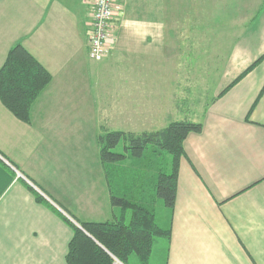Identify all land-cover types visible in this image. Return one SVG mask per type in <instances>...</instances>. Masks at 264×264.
<instances>
[{"label":"crops","instance_id":"1","mask_svg":"<svg viewBox=\"0 0 264 264\" xmlns=\"http://www.w3.org/2000/svg\"><path fill=\"white\" fill-rule=\"evenodd\" d=\"M115 8L95 61L91 0H0V66L18 42L51 76L30 122L0 101V264H66L72 229L62 217L78 225L120 213L97 136L183 119L202 127L183 141L158 264H264V59L219 95L264 53V0H115Z\"/></svg>","mask_w":264,"mask_h":264},{"label":"trees","instance_id":"2","mask_svg":"<svg viewBox=\"0 0 264 264\" xmlns=\"http://www.w3.org/2000/svg\"><path fill=\"white\" fill-rule=\"evenodd\" d=\"M263 59L264 53L219 95ZM50 79L42 64L17 42L0 66V101L15 117L30 122L31 105ZM201 127V122L183 119L155 131L134 134L108 130L97 136L110 202L120 213L110 221L82 222L81 228L62 217L72 229L66 264H129L132 254L138 264H146L157 238L169 241L170 226L160 225L156 217L157 201L172 212L183 141L189 132H198ZM119 144L121 150L116 149ZM129 159L132 170L124 164ZM33 193L38 202L51 206Z\"/></svg>","mask_w":264,"mask_h":264},{"label":"built area","instance_id":"3","mask_svg":"<svg viewBox=\"0 0 264 264\" xmlns=\"http://www.w3.org/2000/svg\"><path fill=\"white\" fill-rule=\"evenodd\" d=\"M118 14L120 10L115 8V0H91L88 56L92 60H101L105 55L113 32L112 20Z\"/></svg>","mask_w":264,"mask_h":264},{"label":"rangeland","instance_id":"4","mask_svg":"<svg viewBox=\"0 0 264 264\" xmlns=\"http://www.w3.org/2000/svg\"><path fill=\"white\" fill-rule=\"evenodd\" d=\"M206 81L210 82L209 80H206ZM200 87H202V85ZM161 89H163V90H161V98L162 99H165L166 98L165 96H166V90L167 89H165V85L162 82H161ZM205 89H206L207 92L210 91L208 89V85H207V87H205ZM192 95H193L194 100H196L197 97H199L200 100H201L202 99L201 97L203 96V93L200 90H198V91L194 92ZM210 96H211V92L208 95H206V93H205V95L203 97L205 99V102H207L206 100H208L210 98ZM161 101H164V100H161ZM166 107H167V105H161L162 112L164 111V109ZM195 110H197V109L195 108ZM197 117L198 116H196L195 114H193V115L190 116V118L192 120L193 119L196 120ZM124 164L126 166L128 165V169L129 170H132L133 169V166H132V163L130 162V159L128 161H125ZM166 209L167 208L162 205L161 201L158 200L157 201V206H156V217H157V220H158V222H159L160 225H163V222H164L163 220H164V217L166 215ZM78 225L81 226V223L78 224ZM161 242H162V239L161 238H157L156 242L153 245V249L151 251V254H150V256H149L148 261H147L146 264H156V263L158 264V262H160L159 260L161 259V255H162V248H161L162 247V244H161ZM130 259H131V261L132 260H135L137 262V259H136V255L135 254H132L130 256ZM129 264H130V262H129Z\"/></svg>","mask_w":264,"mask_h":264},{"label":"water","instance_id":"5","mask_svg":"<svg viewBox=\"0 0 264 264\" xmlns=\"http://www.w3.org/2000/svg\"><path fill=\"white\" fill-rule=\"evenodd\" d=\"M79 228H81V226L80 225H77Z\"/></svg>","mask_w":264,"mask_h":264}]
</instances>
